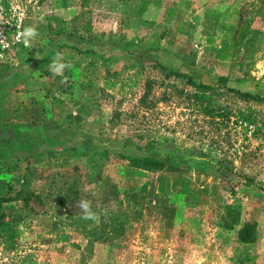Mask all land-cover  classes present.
<instances>
[{"label":"rangeland","instance_id":"rangeland-1","mask_svg":"<svg viewBox=\"0 0 264 264\" xmlns=\"http://www.w3.org/2000/svg\"><path fill=\"white\" fill-rule=\"evenodd\" d=\"M0 40V264H264V104L230 91L264 97V0H0Z\"/></svg>","mask_w":264,"mask_h":264},{"label":"trees","instance_id":"trees-1","mask_svg":"<svg viewBox=\"0 0 264 264\" xmlns=\"http://www.w3.org/2000/svg\"><path fill=\"white\" fill-rule=\"evenodd\" d=\"M160 69H164L161 66ZM168 76H174V77H178L181 79L185 80V84L189 85L191 87H193L195 90L199 91V92H210L213 87L206 85V84H197L195 82H193V80H191L190 77H187L183 74H179L177 72H173L171 70H168L167 74L165 75V77ZM230 91H232L238 98H240L241 100L244 101H251V102H255V103H263L264 104V97L259 96L258 94H252L249 92H243L240 90H233L230 89ZM128 142L127 140H124L122 143V145H124V143ZM136 149L140 150L139 146H135ZM117 157L120 160L126 161L128 163H131L133 165H136L138 167H143V168H150V169H158L162 166V164L160 162H158L157 160L150 158V157H141V158H126L121 154H117ZM237 241L241 244H247L250 243L254 240V224H248L246 223L245 225L242 226V228L237 232L236 235Z\"/></svg>","mask_w":264,"mask_h":264},{"label":"clouds","instance_id":"clouds-1","mask_svg":"<svg viewBox=\"0 0 264 264\" xmlns=\"http://www.w3.org/2000/svg\"><path fill=\"white\" fill-rule=\"evenodd\" d=\"M37 31L34 27L25 28L24 31L18 34V39L20 36H23L25 45L28 44L29 39L34 38L37 35ZM65 67L64 64L60 63V54H57V59L52 63V69L55 73L59 74L62 72L63 68ZM80 209L83 212L84 219H92L95 220L97 218L96 214L91 210V202L88 200H81L79 201Z\"/></svg>","mask_w":264,"mask_h":264},{"label":"built area","instance_id":"built-area-1","mask_svg":"<svg viewBox=\"0 0 264 264\" xmlns=\"http://www.w3.org/2000/svg\"><path fill=\"white\" fill-rule=\"evenodd\" d=\"M0 42H1V40H0Z\"/></svg>","mask_w":264,"mask_h":264}]
</instances>
